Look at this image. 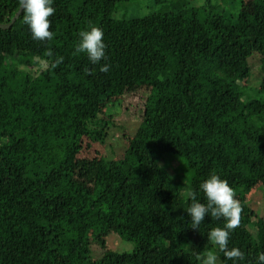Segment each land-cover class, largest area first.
<instances>
[{
    "label": "trees",
    "instance_id": "obj_1",
    "mask_svg": "<svg viewBox=\"0 0 264 264\" xmlns=\"http://www.w3.org/2000/svg\"><path fill=\"white\" fill-rule=\"evenodd\" d=\"M131 1L53 0L45 43L23 13L0 29V264H201L224 221L206 216L192 229L185 194L206 203L199 186L213 172L243 209L229 240L245 253L236 264L264 252V218L239 197L253 180L264 199V0H155L146 16L117 18ZM19 9L0 0V24ZM90 23L107 45L96 65L75 53ZM136 89L148 92L139 126L121 156L106 157V109ZM99 225L135 250L110 249Z\"/></svg>",
    "mask_w": 264,
    "mask_h": 264
},
{
    "label": "clouds",
    "instance_id": "obj_2",
    "mask_svg": "<svg viewBox=\"0 0 264 264\" xmlns=\"http://www.w3.org/2000/svg\"><path fill=\"white\" fill-rule=\"evenodd\" d=\"M19 7L23 12V23L31 31L32 38L41 43L51 41L54 33L50 31V17L55 14L53 0H18ZM107 45L104 42V32L99 26L89 24L87 29L79 32V42L75 46V53H85L91 64H100L106 58ZM48 57L53 55L51 48L45 53ZM64 57H58L53 66H58L63 62ZM110 64H103L100 71L107 73L110 70ZM84 72L92 74V70L85 67ZM200 190L203 192L206 203L197 198L194 191L186 192V199H190V206L186 212L191 217V228L199 229L206 216L212 220H223V227H214L208 233V243L205 250L197 256L201 264H218L216 252L208 247H218L226 260L238 261L245 260V253L238 247H229L230 234L240 225L242 206L239 199L236 198L234 189L229 185L226 179H222L215 172L200 184ZM255 264H264V252L257 254Z\"/></svg>",
    "mask_w": 264,
    "mask_h": 264
},
{
    "label": "rangeland",
    "instance_id": "obj_3",
    "mask_svg": "<svg viewBox=\"0 0 264 264\" xmlns=\"http://www.w3.org/2000/svg\"><path fill=\"white\" fill-rule=\"evenodd\" d=\"M159 4H155V0H133L127 4L123 3L118 10V13L115 15L117 18L126 17V18H133V17H143L146 16L156 10H158ZM252 78L251 82L253 84L259 83L260 79L262 78V66L257 62L253 61L252 67ZM138 89L135 91L127 93L124 96V101L121 104H116L114 106H108L106 109V117L109 118L112 116L114 125L111 126L112 129L106 139L107 142V152L106 157H116L123 153L124 149L128 146V143L125 139V134H134L136 129L138 128V124L142 118V112L145 100L147 98L148 92L144 89H141L137 92ZM110 148V149H109ZM100 146H97V150H101ZM116 150V151H115ZM117 152V153H115ZM95 154L91 151L88 153L87 158H93ZM181 163L178 160L172 161L170 163V169L173 170L175 168H181ZM183 170L181 169L178 173L179 176L183 175ZM84 182L91 186L92 184V175L88 174ZM251 188L253 190H244L240 192L239 197H245L247 200L252 201L254 203V208L258 212L259 216L264 218V199L263 193L258 190V186H254V182H251ZM99 230H101L102 234H108L107 238V246L115 252L124 253L128 252L131 253L135 250L136 245L135 243L125 241L121 239L117 234L111 233L110 231L104 227L99 225Z\"/></svg>",
    "mask_w": 264,
    "mask_h": 264
},
{
    "label": "water",
    "instance_id": "obj_4",
    "mask_svg": "<svg viewBox=\"0 0 264 264\" xmlns=\"http://www.w3.org/2000/svg\"><path fill=\"white\" fill-rule=\"evenodd\" d=\"M22 11L21 9H19V11L15 14V16L11 19V21L7 24H0V29L1 30H8L10 29L14 24L15 22L20 18V16L22 15Z\"/></svg>",
    "mask_w": 264,
    "mask_h": 264
}]
</instances>
